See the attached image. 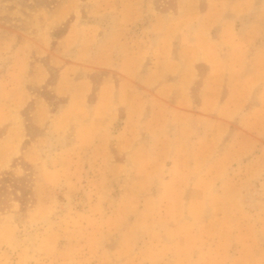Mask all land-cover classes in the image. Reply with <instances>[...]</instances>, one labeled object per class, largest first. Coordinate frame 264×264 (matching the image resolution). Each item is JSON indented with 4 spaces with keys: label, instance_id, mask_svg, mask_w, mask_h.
<instances>
[{
    "label": "rangeland",
    "instance_id": "374dc122",
    "mask_svg": "<svg viewBox=\"0 0 264 264\" xmlns=\"http://www.w3.org/2000/svg\"><path fill=\"white\" fill-rule=\"evenodd\" d=\"M4 173L0 264H264V0H0Z\"/></svg>",
    "mask_w": 264,
    "mask_h": 264
},
{
    "label": "trees",
    "instance_id": "16d2710c",
    "mask_svg": "<svg viewBox=\"0 0 264 264\" xmlns=\"http://www.w3.org/2000/svg\"><path fill=\"white\" fill-rule=\"evenodd\" d=\"M20 179L11 180L9 173H4L0 175V198H2V194H5L8 189L12 191H19L20 197L18 201L20 205L23 207L24 203L27 201L28 196H30V186L23 184L19 181Z\"/></svg>",
    "mask_w": 264,
    "mask_h": 264
},
{
    "label": "crops",
    "instance_id": "0c3cea01",
    "mask_svg": "<svg viewBox=\"0 0 264 264\" xmlns=\"http://www.w3.org/2000/svg\"><path fill=\"white\" fill-rule=\"evenodd\" d=\"M258 142L261 143V144H263V141L261 139H258Z\"/></svg>",
    "mask_w": 264,
    "mask_h": 264
}]
</instances>
